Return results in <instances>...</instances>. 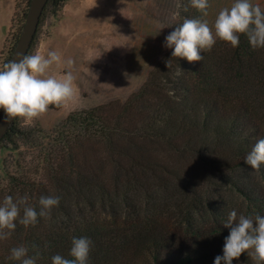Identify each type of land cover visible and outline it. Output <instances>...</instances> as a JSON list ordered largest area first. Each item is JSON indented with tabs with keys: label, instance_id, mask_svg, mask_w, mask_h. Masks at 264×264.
<instances>
[{
	"label": "trees",
	"instance_id": "1",
	"mask_svg": "<svg viewBox=\"0 0 264 264\" xmlns=\"http://www.w3.org/2000/svg\"><path fill=\"white\" fill-rule=\"evenodd\" d=\"M186 18L201 19L187 12L175 28ZM172 51L126 102L66 118L47 182L14 177L0 188V204L27 195L37 211L41 196L60 198L35 226L16 221L0 240V264H21L11 259L21 245L36 264L74 259L73 237L93 241L87 264H214L230 234V211L214 201L220 183L213 173L251 208L245 216H264V164L254 170L244 161L264 138V48L241 35L238 47L219 39L199 62ZM186 159L197 165L190 175ZM239 260L254 264L247 253Z\"/></svg>",
	"mask_w": 264,
	"mask_h": 264
},
{
	"label": "rangeland",
	"instance_id": "2",
	"mask_svg": "<svg viewBox=\"0 0 264 264\" xmlns=\"http://www.w3.org/2000/svg\"><path fill=\"white\" fill-rule=\"evenodd\" d=\"M31 1L15 0L2 36L0 69L13 57ZM234 2L209 0L208 15L203 16L191 6L190 0H51L44 9L28 55L39 51L47 57L49 51H56L63 61L71 60L70 65H53L49 75L59 78L71 71L75 77V99L65 107L50 106L48 112L29 123L14 118L7 134L12 130L20 134L12 142L3 141L5 137L0 141V188L14 177L47 182L51 178L49 160L62 148L60 127L71 113L126 102L146 83L158 62L171 52L164 46L165 38L175 30L183 14L199 15L214 32L219 12ZM250 2L264 10V0ZM182 165L188 171L186 175L197 168L192 159H186ZM239 173L246 176L247 172ZM217 174L213 173L220 187L215 188L214 201L230 212L236 210L238 216L246 215L251 208Z\"/></svg>",
	"mask_w": 264,
	"mask_h": 264
},
{
	"label": "clouds",
	"instance_id": "3",
	"mask_svg": "<svg viewBox=\"0 0 264 264\" xmlns=\"http://www.w3.org/2000/svg\"><path fill=\"white\" fill-rule=\"evenodd\" d=\"M193 8L208 15L209 0H190ZM214 29L206 20L186 18L182 25L175 28L165 38V47L172 49V56L186 59L189 63L204 59L201 52L210 51L217 38L238 47L240 36L246 35L253 49L264 48V10L253 5L250 0H235L230 8L222 9L214 22ZM71 64L63 61L56 51H49L47 57L37 51L34 55H25L18 62L11 61L0 69V109L9 117L23 119L29 123L49 111L50 106L65 107L74 101V80L71 71L59 78L49 75L53 65ZM169 68L171 60L165 61ZM244 161L254 170L264 164V138L257 139ZM58 196H41L39 210L28 205L27 195L19 200L6 196L0 204V240L8 239L17 227L16 221L25 227L35 226L38 218L49 217L53 208L58 207ZM21 205L23 216L21 217ZM224 227L230 229L225 238L223 255L216 256L214 264H233L242 254L247 253L254 264H264V216H238L232 210ZM93 241L88 237H73L71 256L52 257V264H87ZM38 257L28 256V249L21 245L11 250V259L21 264H36Z\"/></svg>",
	"mask_w": 264,
	"mask_h": 264
},
{
	"label": "water",
	"instance_id": "4",
	"mask_svg": "<svg viewBox=\"0 0 264 264\" xmlns=\"http://www.w3.org/2000/svg\"><path fill=\"white\" fill-rule=\"evenodd\" d=\"M48 0H32L27 19L21 33V36L17 42L15 50L13 52V57L11 61H19L23 56L28 55L32 43L37 34V30L40 24V20L44 9L47 5ZM14 118L9 117L7 113L2 109L0 113V141L9 132Z\"/></svg>",
	"mask_w": 264,
	"mask_h": 264
},
{
	"label": "crops",
	"instance_id": "5",
	"mask_svg": "<svg viewBox=\"0 0 264 264\" xmlns=\"http://www.w3.org/2000/svg\"><path fill=\"white\" fill-rule=\"evenodd\" d=\"M14 3L15 0H0V49L2 47L3 38L7 27L8 22L12 17L13 11H14Z\"/></svg>",
	"mask_w": 264,
	"mask_h": 264
}]
</instances>
